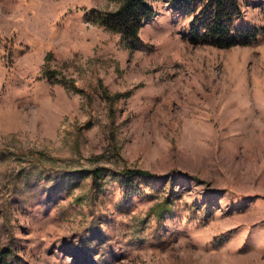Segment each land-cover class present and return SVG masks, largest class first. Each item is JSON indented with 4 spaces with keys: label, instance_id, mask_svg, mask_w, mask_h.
<instances>
[{
    "label": "rangeland",
    "instance_id": "obj_1",
    "mask_svg": "<svg viewBox=\"0 0 264 264\" xmlns=\"http://www.w3.org/2000/svg\"><path fill=\"white\" fill-rule=\"evenodd\" d=\"M148 1L131 50L88 13L120 0H0L10 264H264V0H240L232 24L261 31L227 48Z\"/></svg>",
    "mask_w": 264,
    "mask_h": 264
},
{
    "label": "trees",
    "instance_id": "obj_2",
    "mask_svg": "<svg viewBox=\"0 0 264 264\" xmlns=\"http://www.w3.org/2000/svg\"><path fill=\"white\" fill-rule=\"evenodd\" d=\"M171 6L193 13L187 36L191 43L201 41L219 48L247 45L256 40L261 31L258 27L232 24L234 17L243 15L240 0H171ZM88 13L99 25L119 33L131 50L142 46L139 30L156 15L148 0H120L118 7L112 11L90 9ZM93 173L96 181L99 172L95 170ZM121 175L127 182H131L134 176L157 177L137 169L124 170ZM12 256L11 250H1L0 264H10Z\"/></svg>",
    "mask_w": 264,
    "mask_h": 264
}]
</instances>
